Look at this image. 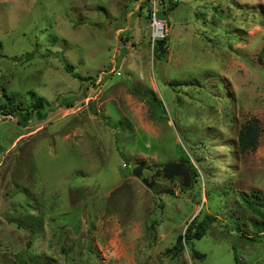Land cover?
I'll return each instance as SVG.
<instances>
[{
  "label": "rangeland",
  "instance_id": "1",
  "mask_svg": "<svg viewBox=\"0 0 264 264\" xmlns=\"http://www.w3.org/2000/svg\"><path fill=\"white\" fill-rule=\"evenodd\" d=\"M145 1L0 0V105L47 114L0 107V264H264V0H177L162 60ZM172 161L191 185L149 188ZM194 218L202 257L168 253Z\"/></svg>",
  "mask_w": 264,
  "mask_h": 264
},
{
  "label": "trees",
  "instance_id": "2",
  "mask_svg": "<svg viewBox=\"0 0 264 264\" xmlns=\"http://www.w3.org/2000/svg\"><path fill=\"white\" fill-rule=\"evenodd\" d=\"M144 4L147 6L148 9H150L149 0L145 1ZM169 5H170L169 9L168 10L166 9L160 14L161 18L166 19L168 15V11L169 12L172 11L174 7L177 5V2L172 3L171 1ZM148 12L150 16V11L148 10ZM167 45H168L167 36L155 39L154 45H153V52H154V56H156L158 60L160 59L162 60V58L164 57V54L166 53L168 49ZM258 58L261 62H264V44L260 50ZM64 68L68 73H70L76 79H80L81 81L91 79L77 72L74 66L68 62H66V64L64 65ZM153 100L156 103L155 107L159 109V105H161L160 99L153 97ZM65 101H66V104L69 103L67 104L69 108L73 106L72 98H65ZM0 107L2 109H5L8 107L11 110V112L9 113L5 112V115H10L11 113L16 112L18 109H22L23 114H24L22 116L23 123L22 122H19V123H22L24 126L28 125V123L32 119V116L34 115V112L37 115V118L39 120H45L47 117L46 112H44L45 103L43 102V100H39L38 102L33 104V110H24L23 108H21L20 105L13 106L10 100L5 105H0ZM260 136H261L260 120L255 117L248 119L242 125L241 130L238 135V146L237 147L239 148L240 153L247 154V153L256 151L258 148L259 142H260ZM181 160L188 163L191 166V168L194 170V175L192 176L194 180L196 181L198 172L196 168L194 167V165L191 163L189 156L186 155V157L181 158ZM172 182H175V181L172 180ZM182 190L184 191L186 190V188L182 187ZM244 206L247 211H252L253 214L258 216L257 220L254 222L255 228L259 231L258 235L247 237V239L255 240L256 238H258V236L264 234V204L260 203L256 198H250V199L244 200ZM208 229H209V223L206 220H202L201 222H198L197 218L192 219L190 224L188 225L186 232L179 234L176 240V243L171 249L168 250V253H173L176 255L180 252H183L185 248H188V249H191L192 251L191 256L193 258L202 257L203 254L193 248V241L195 239L202 238L203 235L207 233ZM236 260L239 261L238 256H236Z\"/></svg>",
  "mask_w": 264,
  "mask_h": 264
},
{
  "label": "water",
  "instance_id": "3",
  "mask_svg": "<svg viewBox=\"0 0 264 264\" xmlns=\"http://www.w3.org/2000/svg\"><path fill=\"white\" fill-rule=\"evenodd\" d=\"M134 171L136 172L138 170L136 169ZM153 171H155V174L152 173ZM150 173L151 176L148 175V177L145 176L142 177V179L149 186V188H153L155 190L161 186L160 183L166 182L168 180H176L183 188L189 187L192 182L190 172L187 168H185L182 162H168L162 166L153 168Z\"/></svg>",
  "mask_w": 264,
  "mask_h": 264
},
{
  "label": "built area",
  "instance_id": "4",
  "mask_svg": "<svg viewBox=\"0 0 264 264\" xmlns=\"http://www.w3.org/2000/svg\"><path fill=\"white\" fill-rule=\"evenodd\" d=\"M176 3L177 0H149L150 14L152 20L153 45L156 38H161L166 32V21L160 17L164 4ZM11 115V114H10ZM8 116V115H7Z\"/></svg>",
  "mask_w": 264,
  "mask_h": 264
},
{
  "label": "flooded vegetation",
  "instance_id": "5",
  "mask_svg": "<svg viewBox=\"0 0 264 264\" xmlns=\"http://www.w3.org/2000/svg\"><path fill=\"white\" fill-rule=\"evenodd\" d=\"M152 173H154V174H155V171H153ZM150 174H151V173H149V174H146V175H149V176H151Z\"/></svg>",
  "mask_w": 264,
  "mask_h": 264
}]
</instances>
